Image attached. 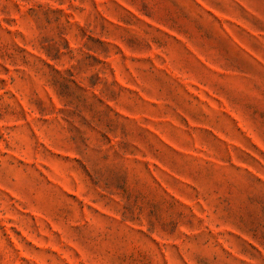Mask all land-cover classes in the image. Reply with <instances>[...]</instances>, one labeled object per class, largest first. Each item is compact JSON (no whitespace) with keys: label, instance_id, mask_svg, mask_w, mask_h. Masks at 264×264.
I'll return each mask as SVG.
<instances>
[{"label":"rangeland","instance_id":"obj_1","mask_svg":"<svg viewBox=\"0 0 264 264\" xmlns=\"http://www.w3.org/2000/svg\"><path fill=\"white\" fill-rule=\"evenodd\" d=\"M0 264H264V0H0Z\"/></svg>","mask_w":264,"mask_h":264}]
</instances>
